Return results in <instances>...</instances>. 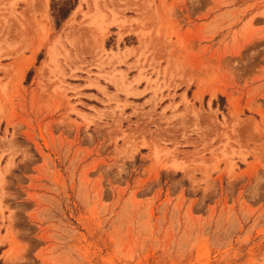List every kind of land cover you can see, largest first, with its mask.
I'll return each mask as SVG.
<instances>
[{"label": "rangeland", "instance_id": "374dc122", "mask_svg": "<svg viewBox=\"0 0 264 264\" xmlns=\"http://www.w3.org/2000/svg\"><path fill=\"white\" fill-rule=\"evenodd\" d=\"M0 264H264V0H0Z\"/></svg>", "mask_w": 264, "mask_h": 264}, {"label": "trees", "instance_id": "16d2710c", "mask_svg": "<svg viewBox=\"0 0 264 264\" xmlns=\"http://www.w3.org/2000/svg\"><path fill=\"white\" fill-rule=\"evenodd\" d=\"M63 16L65 17V16H66V13H65V14H63Z\"/></svg>", "mask_w": 264, "mask_h": 264}]
</instances>
